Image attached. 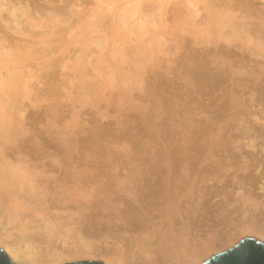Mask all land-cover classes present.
Wrapping results in <instances>:
<instances>
[{
  "label": "bare ground",
  "instance_id": "bare-ground-1",
  "mask_svg": "<svg viewBox=\"0 0 264 264\" xmlns=\"http://www.w3.org/2000/svg\"><path fill=\"white\" fill-rule=\"evenodd\" d=\"M255 1L264 4L65 0L57 8L45 0L46 8L0 0V249L12 262L59 264L71 259L63 257L64 247L102 238L140 250L146 242L167 244L160 251L184 256L178 264H199L214 246H231L238 233L264 239V131L255 128L264 120L238 95L253 89L264 106V6ZM90 2L93 7L82 12L81 5ZM9 34L21 36L22 45ZM166 56H175L181 70L165 74L190 89L175 92V82L154 72ZM54 74L67 78L54 81ZM90 77L96 79L93 88ZM150 77L170 95L156 94ZM35 83L46 85L47 92L58 86L66 92L71 122L68 131L53 129L58 117L29 112L33 122L49 125L30 145L21 119L26 107L19 105L43 102ZM220 88V101L210 104L204 124L180 135L179 128L193 122L195 95L207 89L200 94L211 96ZM106 90L114 103L104 107ZM86 101L96 112L112 108L117 127L93 131L92 139L99 141L88 139L93 153L102 149L99 143L108 148L110 137L116 143L128 138L121 134L128 127L120 118L131 116L130 110L139 120L136 134L143 146L132 141L124 160L82 169L75 157L85 144L77 137L84 111L76 105ZM10 223L28 233L27 245L6 239Z\"/></svg>",
  "mask_w": 264,
  "mask_h": 264
},
{
  "label": "rangeland",
  "instance_id": "rangeland-1",
  "mask_svg": "<svg viewBox=\"0 0 264 264\" xmlns=\"http://www.w3.org/2000/svg\"><path fill=\"white\" fill-rule=\"evenodd\" d=\"M45 0H21L20 5L22 7H24V5H26L27 3H32L34 6L38 5V6H46V8H48L46 2H44ZM50 1V0H48ZM62 1V2H61ZM65 0H53V6L59 8L61 5V3L63 4ZM254 5L256 7H263L264 4L262 2L259 3V1H255ZM93 7V2H90L89 4H83L80 7V10L82 12H85L87 10H89L90 8ZM40 8V7H38ZM42 8V7H41ZM36 15V14H35ZM202 15V14H200ZM4 17H6L5 14H3ZM0 26L2 28V31L4 30L3 25L0 23ZM64 27V26H61ZM6 31V30H5ZM11 37V41L14 44H19L22 45L21 43V39L22 37L19 35H15V34H9ZM34 49H38V46H35ZM97 51V49L95 50ZM201 51V50H200ZM199 51V52H200ZM96 53V52H94ZM192 55L194 54V50H192ZM96 55H99L98 53ZM93 57H95V54L92 56V58H90L89 60H92ZM175 56L172 57H161L160 61H162L160 63V69H154V72L156 74H161L166 80L168 81H172L175 82L172 74H165V72L168 69H175V72L180 71V65L177 66V63L175 62ZM212 66V65H210ZM209 67V66H208ZM35 72V71H34ZM68 73L69 71H65V73ZM61 73V72H60ZM39 75V73H38ZM174 75V74H173ZM53 80L55 81L56 79H59L60 82L65 81V79L67 78V75H65L64 77H59L58 75H53ZM59 82V83H60ZM61 82V83H62ZM88 84L90 85V87L93 88V86L95 85L96 79L95 77H90L89 80L87 81ZM149 84L153 86V89L155 90L156 94H158L159 96H168L170 95V89L166 90V89H158L157 87H155V79L153 77L149 78ZM175 92L176 91H183L184 89H190L191 85H184L181 82H175ZM33 87L36 88L37 92L40 93L39 95L41 96L43 94V102L38 103L37 107H35L33 103L31 102H27L26 100H22V104L19 105V107L21 109H23V106L26 107L25 111H24V115L21 118L22 119V123L23 125H25V127L28 128V132H27V136L30 138V145L31 143H36L37 138H38V134L40 131H42L43 129L47 128L48 122L47 121H41L38 123L33 122L32 118L28 117V113H36V116H40V114L42 112L45 113L46 115V119L47 118H51V117H58V123L52 127L53 129L57 128V126L59 125L60 128H65V131H68V125L69 122H71V116L69 114L66 107H68L69 104V100L65 99V91L62 90L61 88H59L60 86L55 87V91L52 92H47V88L46 85L43 84H38L35 83L33 84ZM60 90V91H59ZM207 89H204V91L199 92L197 95H195L194 97V104L191 106V112H192V118H193V122H188L185 123L182 127L179 128L180 135L183 134L184 130L186 127H190L191 129H196L198 127L199 124H204V121L206 120L207 117H209L210 111L212 109V105H210L213 101L215 102V104L219 103L220 101V96L223 92L222 88L218 89L213 95L211 96H202L201 94L205 93ZM93 90H90V92H92ZM111 93H115L117 92V90L111 89ZM135 93H137V95L141 96L142 93L138 92V91H133ZM104 94H106L105 96L102 97V101L100 102L101 105H107V104H111L113 105L114 101L112 100L113 97H111V93L106 91H103ZM201 93V94H200ZM39 95L36 96V98H39ZM241 96V100H244L247 104H252L251 107V112L257 114V116H259L260 118H262V121L264 120V106L262 107V105H258V100L260 99L261 95L257 94L256 91H253V89L249 90V89H245L242 91H239V94ZM37 98V99H38ZM105 100V101H104ZM250 100H253L250 103ZM254 100L256 103H254ZM154 101L156 104H158L160 102L159 99L154 98ZM139 102V101H137ZM86 103V104H85ZM49 104L51 105L50 107L46 108V105ZM213 104V105H215ZM83 106L82 107V111H84V114L82 116H80L77 121H79L78 123V128L80 129V133L77 135L78 139L83 141L85 144H80L82 145V148L79 150V154L76 155L75 157V162L78 163V161H80L81 163V168L82 169H91V168H108L110 167V165L112 164L113 160L118 161V159H125V157L127 155H130L129 150H130V145L132 141H135L136 144L138 145V147H142L145 140H142V138H139L137 136L136 133H138V122L139 120L137 119L136 116H134L133 114V110H130V114L131 116H127V117H122L120 118V122L121 124L124 125V127H128V129H125L121 132L122 135L124 136H128V138H126V140H122L119 143H116L115 140L110 137L108 139L109 142V146L108 148H103L102 144H98L100 148L102 149H98L99 151L97 153H93V148L88 144V139H92L93 135V131L96 129L101 128L102 126L106 129H109L110 131H114L115 127L113 122H114V113L112 111V108H109L108 113H106L103 109H101L99 112H96L92 106L90 105L89 102H81L80 104H77L76 106ZM201 110L206 111L205 113H201L198 114V112H200ZM105 115L104 117L101 118L100 115ZM61 116L59 118V116ZM93 119H95V122H93ZM109 122L110 125H107L106 122ZM264 122V121H263ZM178 123V121H176L174 123V125H176ZM67 124V125H66ZM264 124V123H263ZM248 126V124H246V127ZM256 129H258L259 134L264 131V125L263 126H259L256 125L255 127ZM59 130V128L57 129ZM231 133V132H230ZM134 135V136H133ZM112 138V139H111ZM95 140L96 143H98L99 141L95 138L92 139ZM182 140V139H180ZM261 139H258L257 142H260ZM40 142V141H39ZM103 143V142H101ZM111 143V144H110ZM183 143V141H180V143L178 144L179 146H181V144ZM123 144V145H122ZM118 145V148L115 149V154L111 153V154H107L108 151H110V149H114V147H116ZM35 150H39L40 152H51L45 148H42L41 145H36L34 146ZM124 147V148H123ZM112 152V151H111ZM114 156V157H113ZM71 166H76L75 164L71 165ZM4 228V227H3ZM6 228V239L8 241H12L14 242L17 246H23V245H27L28 240H27V235L28 233H24L22 230L19 229V227L15 224V223H10L9 225L5 226ZM237 238V239H236ZM236 238L234 241V243L232 244L233 246L235 244H237L239 241L245 239V238H252L256 241H259L261 243L264 244V239L260 238V237H255L252 234H240L238 233L236 235ZM102 242H101V241ZM99 241V242H97ZM107 241V242H106ZM105 242V243H104ZM152 242V241H151ZM128 242H124L120 244V242H117L116 240L112 239H95V242L87 245V246H79V245H73V247L70 248H66L64 247V251L62 249V252L64 253L65 258H71V259H64L62 260L59 264H66V263H73V262H89V261H93V262H101V263H105V261H118L119 264H163L165 260L167 261H171V264H178V262H181L182 260H184V256L181 255H176V254H170V253H165L160 251L161 248H165L167 246V244H157L155 243V245H147L144 247V250H140L139 248H136L135 246H133L132 243H128ZM227 245L226 246H214V248H212V250H210L209 252L205 253V255L200 258L199 260V264H201L202 262H204L206 259L210 258L211 256L218 254L220 252H223L229 248H232L233 246ZM229 246V247H228ZM150 247V248H149ZM217 247V248H216ZM146 248V249H145ZM139 250V251H138ZM159 251V252H158ZM147 252V253H146ZM165 256V257H164ZM167 256V257H166ZM170 259V260H169ZM201 261V262H200Z\"/></svg>",
  "mask_w": 264,
  "mask_h": 264
},
{
  "label": "water",
  "instance_id": "water-1",
  "mask_svg": "<svg viewBox=\"0 0 264 264\" xmlns=\"http://www.w3.org/2000/svg\"><path fill=\"white\" fill-rule=\"evenodd\" d=\"M0 264H15L0 249ZM66 264H103L101 262H73ZM201 264H264V244L245 238L223 252L215 254Z\"/></svg>",
  "mask_w": 264,
  "mask_h": 264
}]
</instances>
